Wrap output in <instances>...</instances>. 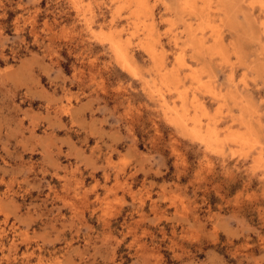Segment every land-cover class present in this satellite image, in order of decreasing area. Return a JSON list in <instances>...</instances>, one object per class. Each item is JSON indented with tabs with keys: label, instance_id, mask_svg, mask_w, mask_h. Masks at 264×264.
I'll use <instances>...</instances> for the list:
<instances>
[{
	"label": "rangeland",
	"instance_id": "1",
	"mask_svg": "<svg viewBox=\"0 0 264 264\" xmlns=\"http://www.w3.org/2000/svg\"><path fill=\"white\" fill-rule=\"evenodd\" d=\"M12 134L0 263L264 264V0H0Z\"/></svg>",
	"mask_w": 264,
	"mask_h": 264
},
{
	"label": "crops",
	"instance_id": "2",
	"mask_svg": "<svg viewBox=\"0 0 264 264\" xmlns=\"http://www.w3.org/2000/svg\"><path fill=\"white\" fill-rule=\"evenodd\" d=\"M24 137H26V135H23ZM19 136H12L9 139H1L0 138V170H2V172L0 171V178H3L4 182H7L10 178L11 175L15 172L21 173L22 177L26 176V171L28 170L29 167V159H31L30 156H27V150H23L22 147H15V145L17 143H22V142H26V139L20 138ZM3 141L7 144H10L9 149H11V151H9V154H6L4 151L1 150V143H3ZM28 146L30 145L29 143L27 144ZM26 146V147H28ZM38 152V150H36ZM43 166H39L38 168H44L45 171L47 170L49 172V170L47 169L48 167L46 165ZM35 167V166H34ZM47 167V168H46ZM4 174H6V177H4ZM18 181V180H16ZM93 199V195L90 197H87V201H91ZM4 210H9L14 211V208L9 205L6 204L3 206ZM21 216L23 217H27V215L29 214L30 217H32L34 214V212L29 211L28 214L25 213V211H20V209L18 210V212ZM134 219V218H133ZM18 230H23L22 228H18ZM11 239V236L8 240ZM4 244V243H3ZM8 243H5L4 245H7ZM19 253L16 252V264H24L22 260H20L18 257V255L20 253H24L25 249L27 250V252H29V249H32V244L28 243L27 245H20L18 248ZM2 254L6 255V251L2 252ZM0 264H6L5 262H1Z\"/></svg>",
	"mask_w": 264,
	"mask_h": 264
},
{
	"label": "bare ground",
	"instance_id": "3",
	"mask_svg": "<svg viewBox=\"0 0 264 264\" xmlns=\"http://www.w3.org/2000/svg\"><path fill=\"white\" fill-rule=\"evenodd\" d=\"M109 36H110V35H109ZM115 43H116V42H115ZM117 51H118V49H117ZM118 59H119L120 61H122V62L126 60V59H125V56H124L121 52H119V51H118ZM122 62H121V63H122ZM122 64H123V63H122ZM132 71H133V70H132ZM189 129H190V128H189ZM209 129H210V128H209ZM196 132H198V131H195V133H196ZM213 132L215 133V131H213ZM197 134L200 135L199 133H197ZM209 134H211V132H210ZM213 136H214V135H213Z\"/></svg>",
	"mask_w": 264,
	"mask_h": 264
}]
</instances>
